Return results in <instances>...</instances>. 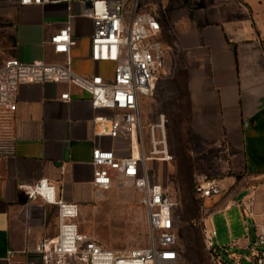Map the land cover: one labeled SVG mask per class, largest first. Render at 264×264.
Instances as JSON below:
<instances>
[{"label": "crops", "instance_id": "0c3cea01", "mask_svg": "<svg viewBox=\"0 0 264 264\" xmlns=\"http://www.w3.org/2000/svg\"><path fill=\"white\" fill-rule=\"evenodd\" d=\"M80 3L0 2V65L8 59L65 62L64 55L53 52L49 38L69 25L74 41L70 69L111 77L113 64L89 57L93 25L81 14ZM150 4L160 9L162 40L172 53L171 102L169 115L156 112L147 126L164 114L177 130L169 149L173 160L152 161L149 168L163 187V168L177 174L182 158L191 159L194 170L218 178L224 191L205 200L204 207L210 214H233L231 221L225 215L219 233L245 250L264 222V0ZM64 92L69 100L60 99ZM16 102L9 113L11 137L0 154V264H39L34 248L57 233L56 211L34 201L28 217L22 186L47 179L62 200L80 210L90 207L98 198L92 150L110 149L123 157L128 142L96 136L93 119L111 111L94 108L88 93L69 84H20ZM237 219L235 231L231 224Z\"/></svg>", "mask_w": 264, "mask_h": 264}, {"label": "built area", "instance_id": "2783aa9c", "mask_svg": "<svg viewBox=\"0 0 264 264\" xmlns=\"http://www.w3.org/2000/svg\"><path fill=\"white\" fill-rule=\"evenodd\" d=\"M17 1L20 5L44 4L72 0H0ZM81 14L92 20L89 57L95 62L113 64L112 76L79 75L70 67V51L74 46L70 26L53 33L49 42L55 54L66 57L65 62L34 60L23 62L8 59L0 65V154L11 137L9 113L16 110L17 90L23 83H62L74 86L90 96L94 108L111 111L110 115L93 119L94 134L128 142L127 155L118 157L113 150L94 148L92 184L99 191L112 183H128L140 194L148 224V244L130 250H112L78 223L80 208L62 200L57 188L47 179L23 185L26 196V215H31L32 202L55 207L57 233L39 240L34 248L39 264H176L174 198L157 181L149 162L173 160L168 142V119L159 114L157 120L145 127L141 120V100L149 96L155 82L165 71L168 47L162 40L163 26L160 9L151 7L150 0H80ZM170 51V50H169ZM68 92L60 95L69 100ZM224 191L220 181L205 173H196L193 193L201 202L219 196ZM215 231L204 229L203 242L208 255L207 264H220L218 248L214 244ZM248 264H264V222L256 227L251 243ZM238 258V259H237ZM240 256L233 255L238 260ZM226 263V262H225ZM228 264V263H226Z\"/></svg>", "mask_w": 264, "mask_h": 264}, {"label": "rangeland", "instance_id": "374dc122", "mask_svg": "<svg viewBox=\"0 0 264 264\" xmlns=\"http://www.w3.org/2000/svg\"><path fill=\"white\" fill-rule=\"evenodd\" d=\"M171 56L172 53L167 50L165 71L163 69L161 72L151 94L142 100L141 114L144 117L142 122L145 127L151 122L156 112L169 115L171 93L168 78L171 71L168 60ZM176 130L177 128H173L170 123L167 128L169 149L172 143L175 144L172 133ZM179 165L177 174L164 167L160 176L164 187L178 202L174 211L176 248L179 254L176 264H206L208 262L203 242L205 225L206 229L216 231L217 235L213 240L214 247L218 248L220 264H239L238 260L232 259L233 255H239L241 263L248 264L247 256L252 254L251 244L249 248L240 250L230 243V238L224 241L223 235L219 233L218 227L222 225L225 215H228V221H231L233 214L231 212L210 214L209 209L201 208L200 200L193 193L194 176L201 172L194 170L192 160L189 158H182ZM98 193L99 198H96L92 206L80 210L78 223L81 230L112 250H130L146 246L148 224L145 209L140 203V194L128 183L116 184ZM206 217H209L207 223H205ZM231 225L233 230L238 231V219Z\"/></svg>", "mask_w": 264, "mask_h": 264}, {"label": "trees", "instance_id": "16d2710c", "mask_svg": "<svg viewBox=\"0 0 264 264\" xmlns=\"http://www.w3.org/2000/svg\"><path fill=\"white\" fill-rule=\"evenodd\" d=\"M207 264V263H206Z\"/></svg>", "mask_w": 264, "mask_h": 264}]
</instances>
